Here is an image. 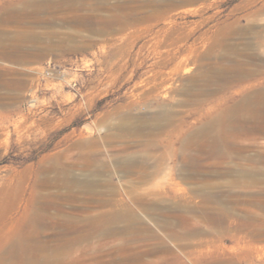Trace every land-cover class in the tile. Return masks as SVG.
Instances as JSON below:
<instances>
[{"label": "rangeland", "instance_id": "1", "mask_svg": "<svg viewBox=\"0 0 264 264\" xmlns=\"http://www.w3.org/2000/svg\"><path fill=\"white\" fill-rule=\"evenodd\" d=\"M0 264H264V0H0Z\"/></svg>", "mask_w": 264, "mask_h": 264}, {"label": "bare ground", "instance_id": "2", "mask_svg": "<svg viewBox=\"0 0 264 264\" xmlns=\"http://www.w3.org/2000/svg\"><path fill=\"white\" fill-rule=\"evenodd\" d=\"M189 141H190V140H187V141H183V142L181 143L180 150H181V153H182V154H185V153L188 151V149H189V145H190ZM141 179L143 180V178H141ZM142 180H141V181H142Z\"/></svg>", "mask_w": 264, "mask_h": 264}]
</instances>
